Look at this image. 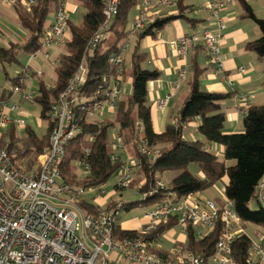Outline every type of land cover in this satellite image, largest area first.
Here are the masks:
<instances>
[{
	"label": "built area",
	"instance_id": "built-area-1",
	"mask_svg": "<svg viewBox=\"0 0 264 264\" xmlns=\"http://www.w3.org/2000/svg\"><path fill=\"white\" fill-rule=\"evenodd\" d=\"M35 1L0 0L3 5H18L26 11L32 9ZM144 1L130 31L142 26L146 28L155 22L152 17V23L148 20ZM159 2L169 6L175 4L176 0ZM102 3L104 22L89 44L92 49L105 40L104 31L116 15V0H103ZM206 3L213 12L212 20L216 29H204L199 40L203 41L209 65L219 71L223 69L220 44L223 40L221 32L224 21L218 15L222 5H217L213 0H206ZM68 20L65 0H61L52 24L44 31L46 34L42 43L45 42V46L62 43ZM10 31L0 25V44L3 40H17L14 36L4 34L16 33ZM188 39L182 37L170 43L171 47L182 55ZM191 41L196 42L197 39L192 38ZM108 62L117 67L122 63V57L111 56ZM26 73L25 69L18 73L15 83L6 91V96L17 97V102L9 104V98H3L0 93V136L11 128L23 130L26 126L23 116L19 114V104L34 100L33 93L26 91L24 85ZM120 73L121 70L117 69L113 82L112 76L110 80L107 79L106 100L83 101L76 92L86 83V70L82 64L78 67L66 88L50 105L48 148L38 155L31 172L19 170L7 151L0 149V264H264V238L249 247L244 263L240 261L236 242L246 233L238 226L239 220L232 203L224 199L218 204L221 206L225 203L220 208L217 204L200 200L196 194L178 198L158 178L150 184L145 179L139 183L133 182L135 160L128 156L115 128L111 130L110 159L116 161L122 155L126 159L114 174L113 184H108V181L96 187H72L62 181L60 170L66 145L82 133L81 121L88 122L87 119L91 117L102 118L109 113L113 114L115 102L122 94ZM167 100L168 94L156 102V109L163 111ZM145 144V141L141 142L139 151L153 161L156 151H147ZM75 165L84 172L88 171L78 161ZM131 188L136 189L134 196L139 199L138 202H146L143 206L147 211L137 229L127 230L136 232V235L121 237L125 227L117 224V215L126 211V202L115 200L97 209V199L114 192L122 194ZM86 196L91 197L88 203L96 209L95 213L80 204ZM159 196H162L160 200ZM116 198L120 199L118 195L112 199ZM254 200L264 210V175L255 186ZM176 225H181L185 236L188 227H192L196 242L208 237L218 227L220 232L210 253L203 249L195 253L187 250L184 242L172 241L169 235H165ZM160 228L165 230L160 232ZM162 239L175 247L162 250Z\"/></svg>",
	"mask_w": 264,
	"mask_h": 264
},
{
	"label": "trees",
	"instance_id": "trees-1",
	"mask_svg": "<svg viewBox=\"0 0 264 264\" xmlns=\"http://www.w3.org/2000/svg\"><path fill=\"white\" fill-rule=\"evenodd\" d=\"M78 7L84 10L79 25L69 20L67 28L69 39L65 44V54L59 58L55 69V81L52 87H47L38 80L37 95L33 101L39 106L40 119L47 121L46 132L42 136L27 128L24 135L17 136L14 129L10 131V143L6 151L14 165L24 173L34 169L36 158L48 148L51 124L48 120L50 105L57 95L62 92L81 61L86 67V83L77 90V96L83 101L106 100L107 82L116 71L108 64L111 56L119 55L121 48L129 38L130 31L126 29L128 16L140 0H118L117 14L110 23L106 33L113 35L104 53L99 48L90 53L85 52L86 44L103 23V0H75ZM60 0H36L31 11L25 12L14 7L19 26L27 37L24 43L9 47H0V66L11 65L21 55L34 53L41 46L44 25L49 14V7L54 5L56 10ZM177 2V15L161 18L143 31L135 32L129 63L131 92L115 102L113 117L102 122L81 121L82 133L71 140L65 147V158L61 163L60 176L64 183L72 187H96L108 182L122 165L123 160L110 159V130L115 128L121 137L131 158L137 161L136 177H144L147 184L161 177L165 172L176 173L167 184L169 192L178 198L188 194H200L214 187L226 177L224 197L232 203L235 213L247 223L264 227V210L259 206L258 211H250L249 203L254 199V190L258 180L264 175V105L249 106L242 117L243 131L239 134H223L225 116L221 110V102L226 95L202 91L199 80L202 71L191 59V78L188 82L189 93L183 101L174 125H168L160 134L152 128L150 106L147 99V84L159 78L157 70L144 67L147 54L140 49V41L145 37H155L167 24L177 19L187 23L196 21L186 18L184 11ZM243 17L251 20L258 28L261 36L258 40L249 42L245 49L264 58V19L257 18L250 6L242 1ZM196 48H202L197 46ZM126 75V74H125ZM10 82L14 84L15 80ZM2 97L8 99L4 95ZM199 119L197 133L204 143L221 146L222 158L208 153L200 141L188 142L182 138V128L194 119ZM16 139V140H15ZM145 141L147 151H156L155 159L151 161L146 154H141L139 145ZM3 143V140L0 141ZM89 152V153H86ZM220 159V160H219ZM78 161L87 168L86 176L77 180L74 163ZM227 162H233L228 166ZM195 165L201 176L192 174L188 167ZM162 196L158 197L160 200ZM146 202H131L125 204V210H131ZM84 208L95 213V208L89 203ZM165 228L158 231L163 232ZM194 229L188 227L185 248L195 253L204 250L212 251L220 228L203 240L196 242ZM123 236H134L133 232H125ZM197 243V244H196ZM240 261L246 258L248 242L242 238L238 242Z\"/></svg>",
	"mask_w": 264,
	"mask_h": 264
},
{
	"label": "crops",
	"instance_id": "crops-1",
	"mask_svg": "<svg viewBox=\"0 0 264 264\" xmlns=\"http://www.w3.org/2000/svg\"><path fill=\"white\" fill-rule=\"evenodd\" d=\"M149 1L154 3L156 0ZM203 1L179 0V6L187 8L184 11L185 17L196 21V23L189 24L184 19H177L167 24L160 32L155 33L154 38L145 37L140 41V49L148 57L144 67L159 72V78L147 84V99L150 106L152 128L156 134L162 133L166 126L174 125L176 122L177 113L189 93L188 82L191 78L192 58L203 72L199 80V88L205 92L226 95V98L221 102V110L225 116L223 134L242 133V117L245 110L251 105H264V58H259L255 53L245 49V45L258 40L261 33L251 20L242 15L243 1L250 6L257 18L264 19V0H216L222 4V9L218 15L224 21V29L221 32L223 40L220 44L223 69L219 71L209 65L202 48H196L199 45L193 46L184 57L178 54L177 49L169 46L170 42L180 37L199 38L204 29L215 31L216 26ZM0 7L1 15L9 14L10 16L11 7L1 4ZM66 7L70 17L75 14L73 3L67 2ZM177 8L176 5L175 7L160 9L158 18L176 16ZM140 9L141 6H137L131 10V12L133 11L131 27ZM0 24L8 28L2 20H0ZM21 31V35L25 36L24 31ZM180 70L185 71L187 80L181 84L177 92L172 94L165 109L163 111L157 110L156 102L164 98L173 85L178 82ZM184 86L186 90L183 89ZM4 91L6 93V90ZM130 92L131 80L127 77L122 85L123 97L129 95ZM11 99L12 97L9 98V102ZM112 117L113 115L109 113L99 120H111ZM199 124L200 120L197 118L185 125L182 128V138L188 142L200 141L204 143L202 137L197 133ZM203 149L218 158H222L223 149L221 146L204 143ZM125 159V155H122L121 160ZM161 177L163 178V175ZM174 177L173 174L169 182ZM172 231L173 229L170 231V239ZM171 240L186 243V236L181 231V235L175 236Z\"/></svg>",
	"mask_w": 264,
	"mask_h": 264
},
{
	"label": "rangeland",
	"instance_id": "rangeland-1",
	"mask_svg": "<svg viewBox=\"0 0 264 264\" xmlns=\"http://www.w3.org/2000/svg\"><path fill=\"white\" fill-rule=\"evenodd\" d=\"M116 1H117V4H116V14H117L118 0H116ZM159 1L160 0H156L154 3H151L149 0H145L144 1L145 2L144 5L147 6L145 11L148 14L147 18L150 21V23L153 22L152 18H154L155 21H157L159 19L158 18V14H159V10L160 9L175 7L179 0H176L175 4H171L169 6L161 5ZM213 1L216 2L217 5L220 4L219 6L222 5L221 3L217 2L216 0H213ZM67 2L73 3L74 6H75V11H76L75 14L71 15V17H70V14H69V20L71 21V23H73L75 25H79L80 21H81V17L84 14V10L82 8L78 7V5H77L75 0H65V6H66ZM142 2H143V0H140L137 6H141ZM203 3L205 5L206 9L210 11L211 18H212V13L213 12H212L211 9L208 8L206 0H204ZM0 4H1V2H0ZM1 5H3V4H1ZM3 6H6V5H3ZM14 7H18V8H20L21 10H23L25 12H29V11H26L23 8H21V6L17 5V6H14ZM14 7H11L12 9H10V16H9V14L6 15V16L0 14V20H2V22H4V24L6 26H8V28L4 27L1 24L0 25L5 30L8 29V30H11L13 32H16V33H4V34L8 35V36H14L15 38H17V40H15V39H11V41L10 40H7V41L3 40L1 42V44H0V47H5L6 48V47H9L10 45H12V43H14L16 45H18V44L21 45V44L24 43V40L27 37V34L25 32H24L25 36H22L21 35L22 33H20L21 28L19 26V21L17 19V16H16V14L14 12ZM0 9H1V7H0ZM55 11L56 10H54V5H51L49 7V14H48V16L46 18V22H45V25H44V30H46L52 24V22L54 20ZM68 13H69V11H68ZM139 14L140 13H138V16H139ZM218 14H219V11H218ZM132 16H133V11L129 15L128 24L126 26V29H128L129 31L131 30L130 27H131V22H132ZM103 22H104V16H103ZM152 24H150V25H152ZM102 26H103V24L100 25L99 29ZM144 28L142 26V27H139L138 29H136L137 31L136 30L130 31L129 38H128L127 42L122 45L121 53L118 55V56L122 57V63L119 66H117V67L114 66L113 67L108 62L109 66L111 68H113L115 71H117V69L121 70L120 79H119L120 80V84H121V89H122V85H123L124 80H126L127 77H128V79H130V77H129V68H130L129 67V59H130V53H131L133 36H134L135 32L137 33V32L143 31ZM104 33H105V38H104L105 40L100 45L98 44L99 46H97L96 48L92 49V48L89 47V44H90V42H91V40H92V38H93L95 33L93 34V36L90 38V40L86 44L87 46L85 48L84 54H86L88 52L90 53L92 50H95L97 48H99V52L100 53H104L107 50L108 44L113 40V35L111 33H106V30L104 31ZM45 34L46 33H44L42 38H41V46H40V48L37 51H35L34 53H26L25 55H21L17 59V61L12 63L11 65L0 66V93L2 91H4V90L8 91V90L11 89L12 83L10 82V80L11 79L15 80V76L18 73H21L23 71V69H25L26 72H27L26 75H25V78H26L25 79L26 91L32 92L33 93V95H32L33 98H35L36 95H37L38 80H41L49 88L53 86L54 81H55V69H56L57 65L59 64V58H60L61 55H64L65 52H66L65 51V44H66V42L69 39V30L67 28L66 33H64L63 42L62 43L50 44L49 46H45V42L42 43V39L44 38ZM180 38H182V37H180ZM180 38H178V39H180ZM186 38H188V37H186ZM192 38H189L188 42L185 44L186 50H185L184 54L180 55L178 50H177V52H178V54L180 56H183V57L186 56L188 51L191 48H193V46L195 47L197 45L202 46V50L205 53L203 41L201 39L199 40L200 37L196 38L197 39L196 42L191 41ZM178 39H176L175 41H172V42H176ZM172 42H170V43H172ZM169 46H171V44H169ZM173 49H175V48H173ZM115 56H117V55H115ZM205 56H206V54H205ZM81 64L83 65V67L86 70L84 61H81L80 64L78 65V67ZM78 67H77V69H78ZM32 70H34V71H32ZM32 72H34V73H32ZM115 76L116 75H112L113 79L111 80V82L114 81ZM108 80H110V77H109ZM177 80H178V82L173 85V87L177 86L176 89L174 91H172V89H173V87H172L170 92H168V100H167V102L171 98L172 94L179 90L181 84L185 83V81L187 80L185 71H182V70L179 71ZM183 89L186 90V87L184 86ZM5 94L7 95V92ZM121 97H123V94L120 96V98ZM16 100H17V97H12L11 101L9 102V104H12V103L16 102ZM167 102H166V104H167ZM39 113H40L39 106L33 100H31L29 103L19 104V114L21 116H23V119H24V121L26 123V126H25V128L23 130H19V129H14L13 130L11 128L5 135H1L0 136V138H1L0 141L3 140V143H0V149L6 150L7 145L10 143V141H12V139L10 140V137H11L10 131L11 130H13L14 133L17 136H22V135H24V133L27 130V128H30L36 133L37 136H42L46 132L47 121L46 120L45 121L41 120ZM99 119H101V118L100 117H91V118H88L87 121L88 122H102ZM111 130H110V142H111V139L113 137V135H111V133H112ZM126 151H127V149H126ZM128 156L130 158L132 157V156L129 155V153H128ZM131 159H133V158H131ZM133 162L135 163V166L133 168L134 177L135 178H134L133 182L139 183L140 181H142L145 178L141 177L139 180H137V177L135 175H136V172H137V169H138V167H137L138 164H136L137 161H133ZM226 164L228 166H232L233 162H227ZM74 167H75L74 172L76 174V179L77 180L83 179L86 176L87 172H84L80 167H77L76 165ZM188 169H189V171L192 174L200 175V173L198 172V170H197L195 165H193V164L190 165L188 167ZM173 174L176 175V173H173V172H165L163 174V178L159 177L158 179H161V181H163L165 184H168L169 180H170V177ZM113 182H114V176L109 180L108 184H113ZM225 182H226V178H224L221 182H218L214 187L210 188L209 190H207V191H205L203 193H200V194H196V195H198V198L200 200L203 199L202 201L206 200V201L214 203V205L215 204H217V205L221 204L224 201V199H225V201H227L226 198L224 197V186H225L224 184H225ZM133 187H134V185H133ZM135 193H136V189L131 188L128 191H124L122 194H117L116 192H114V193L110 194L109 196L100 197V198L97 199V202H98L97 209H98L99 206H102V205L107 206L111 201H115V200H120V201L123 200L126 203L139 201V199L134 196ZM117 195L120 197V199L116 198V199L113 200L112 198L116 197ZM183 197H185V196H183ZM110 199H112V200H110ZM90 200H91V197L86 196L84 198V200H82L80 202V204H82V206H83L85 203H87ZM227 202H229V201H227ZM224 204L225 203H223L221 206H219V205L218 206L220 208H222L224 206ZM108 207H112V205H109ZM248 207H249L250 211H258L259 210V206H258V204L256 203V201L254 199H253V201H251L249 203ZM146 211H147V209L143 205L137 206V207H135V208H133L131 210H128V211H121L117 215L118 216L117 224H119L122 227H125L124 233L128 232L127 230H129V229L135 230V229H137L138 225L140 223H142V217L146 213ZM237 217H238V220H239L238 226L244 231V233H246L245 236L241 237L240 239L244 238L248 242V248L246 250V257H248L249 247L253 243H258L261 238H264V227L244 222L243 220H241L239 218L238 215H237ZM171 225L174 226V224H171ZM171 229H173V231L171 232L172 233L171 239L172 238L174 239L175 236L181 235V231H182L181 230L182 229L181 225H176L174 228H170L165 233V235H167V236L170 235ZM131 232H133L134 235H136V232H134V231H131ZM121 237H125V236H123L121 234ZM240 239H238L236 244H238ZM161 246H162V248H165V249H162V250H170L173 247H175V246L172 247V244L170 242H168V241H165L164 239H162V241H161ZM238 246H239V244H238ZM236 250H237V248H236ZM243 263H244V261H243ZM121 264H126V263H121Z\"/></svg>",
	"mask_w": 264,
	"mask_h": 264
}]
</instances>
